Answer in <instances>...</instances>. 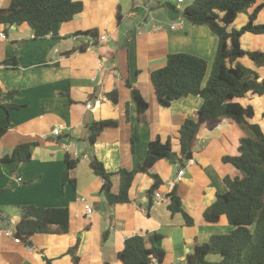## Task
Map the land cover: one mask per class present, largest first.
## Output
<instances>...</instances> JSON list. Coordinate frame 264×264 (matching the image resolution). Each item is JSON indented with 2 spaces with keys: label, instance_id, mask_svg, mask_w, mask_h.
I'll return each mask as SVG.
<instances>
[{
  "label": "crops",
  "instance_id": "1",
  "mask_svg": "<svg viewBox=\"0 0 264 264\" xmlns=\"http://www.w3.org/2000/svg\"><path fill=\"white\" fill-rule=\"evenodd\" d=\"M10 1L0 0V8ZM81 1L82 11L60 23L58 37L35 38L26 23H0V33L5 35L0 36V87L16 89L8 101L23 105L9 110V127L0 136V264H124L118 252L125 238L153 233L160 234L156 243L164 251V264H187L186 255L196 243L232 229L225 215L213 222L203 216L216 194L225 191L223 177L241 175L222 161L226 150L220 137L229 130L230 121L223 118L199 127L192 149L195 162L185 166L176 184L191 224L181 212L169 209V199L154 201L146 193L154 173L162 179L157 189L167 196L172 189L169 182L186 159L182 163L159 159L147 172L136 168L156 136L162 141L170 139L172 149L179 152V128L202 104L199 95H187L161 106L151 71L163 66L170 53L187 52L207 61L205 82L218 37L208 26L187 20L177 29H169L172 19L167 7L154 0ZM192 1L172 5L182 11ZM262 2L256 0L238 13L228 30L244 25ZM255 22L264 23V7ZM90 29L97 30L96 37L83 33ZM104 33L108 39L101 41L99 35ZM240 44L245 50L264 51V33L245 32ZM8 58L15 61L6 65L3 60ZM241 60L258 73V80L264 77V66ZM134 88L148 102L145 122L139 119ZM114 90L116 98L111 99L109 93ZM239 101L254 107L250 121L264 131V94H247ZM4 117L0 105V123ZM104 119L117 120V125L103 129L92 143L87 126ZM56 127H60L58 135L52 133ZM24 143L30 144L31 158L18 164L8 161L6 156ZM65 154L76 164L63 181ZM91 154L108 172L135 170L129 202L106 203L102 178L90 165ZM118 184V177L113 176V191ZM29 204L67 207L68 231L38 232L29 241L15 242L7 233L15 230L21 207ZM77 237L75 260L67 249ZM220 258L219 254L206 256L210 261Z\"/></svg>",
  "mask_w": 264,
  "mask_h": 264
},
{
  "label": "trees",
  "instance_id": "2",
  "mask_svg": "<svg viewBox=\"0 0 264 264\" xmlns=\"http://www.w3.org/2000/svg\"><path fill=\"white\" fill-rule=\"evenodd\" d=\"M256 0H193L181 12L185 20L193 24L208 26L218 37V44L207 79L204 77L207 61L187 52L170 53L166 63L151 71L150 78L154 86L157 101L161 106L187 95H199L201 106L192 116L187 117L179 128L180 150L172 149L170 139L162 141L156 136L148 143L146 155L136 171L147 172L159 159L172 163H182L192 157V149L199 127L219 119L230 121V128L221 137L226 152L222 156L224 163H230L240 176L223 177L225 191L218 192L215 200L204 210V219L217 221L225 215L232 229L227 233L214 234L203 243H196L193 250L186 255L187 264H264V131L258 123L251 122L255 110L251 105L244 106L239 99L247 94H264V77L258 80V73L241 59L264 66V51L245 50L241 47L240 37L245 32L264 33V23H256L258 11L264 2L258 4L249 14L248 21L240 28L228 30L237 14L246 11ZM168 7L172 4H162ZM81 0H11L7 7L0 8V23L19 25L26 23L33 32V37H58L60 23L68 21L81 12ZM93 37L96 29L84 31ZM14 58L3 60L4 64L14 62ZM16 89L0 87V105L5 117L0 123V136L10 124L9 110L23 105L9 102ZM138 115L145 122L148 102L134 88ZM109 98H116V91L109 93ZM264 115V111L262 112ZM117 125V120L104 119L90 123L88 139L93 143L95 137L106 127ZM31 158L30 144L15 146L8 161L18 164ZM90 165L94 173L102 178L101 192L109 206L130 201L131 187L135 170L119 168L116 172L105 170L103 163L90 155ZM66 167L62 180H66L69 170L76 161L65 154ZM119 180L117 191L112 189V177ZM153 183L146 193L151 199L162 179L158 174H151ZM168 196V207L172 212H181L185 222L191 224L192 218L181 207L176 186ZM20 219L15 224L14 234L20 239L29 241L34 233L69 229V210L67 207H44L34 204L23 205ZM107 232H104V235ZM160 234H134L124 240L118 257L124 264L162 263L163 249L157 245ZM79 237L67 249L75 260ZM208 254L221 255L220 260L206 259Z\"/></svg>",
  "mask_w": 264,
  "mask_h": 264
},
{
  "label": "built area",
  "instance_id": "3",
  "mask_svg": "<svg viewBox=\"0 0 264 264\" xmlns=\"http://www.w3.org/2000/svg\"><path fill=\"white\" fill-rule=\"evenodd\" d=\"M154 1L156 3H158V4H172V3L181 4L184 0H154ZM184 21H185L184 17L179 15L177 17V19L170 21V23L168 24V28L171 29V30H175L179 26H181L184 23ZM158 28H159V26H156V29H158ZM0 36L4 37L5 35L3 33H0ZM99 39L101 41H106L108 39V36L105 33L104 34H100L99 35ZM52 133L54 135H58L60 133V127L53 128L52 129ZM194 162H195V159L193 157L186 158L184 164H181L179 166V168H178L173 180H171L169 182L170 189L173 188L174 186H176V184L178 182H180V180L182 179V176L184 175L185 166L194 164ZM152 197H153L154 201H166L168 199L166 194H164L163 192H160L158 189H155L153 191ZM90 210H91L90 207H88L87 211H90ZM7 234L12 235L13 240L15 242H20L21 239L14 234L13 230H10ZM152 260L154 261V264H164L163 262L162 263H157L155 258H152Z\"/></svg>",
  "mask_w": 264,
  "mask_h": 264
},
{
  "label": "water",
  "instance_id": "4",
  "mask_svg": "<svg viewBox=\"0 0 264 264\" xmlns=\"http://www.w3.org/2000/svg\"><path fill=\"white\" fill-rule=\"evenodd\" d=\"M162 9H164V7ZM182 11H183V9H182ZM180 12H181V10H179L176 5L175 6L170 5V6L167 7V14L172 20L177 19V17L179 16Z\"/></svg>",
  "mask_w": 264,
  "mask_h": 264
},
{
  "label": "rangeland",
  "instance_id": "5",
  "mask_svg": "<svg viewBox=\"0 0 264 264\" xmlns=\"http://www.w3.org/2000/svg\"><path fill=\"white\" fill-rule=\"evenodd\" d=\"M185 3H187V2H185Z\"/></svg>",
  "mask_w": 264,
  "mask_h": 264
},
{
  "label": "clouds",
  "instance_id": "6",
  "mask_svg": "<svg viewBox=\"0 0 264 264\" xmlns=\"http://www.w3.org/2000/svg\"><path fill=\"white\" fill-rule=\"evenodd\" d=\"M182 12V11H181Z\"/></svg>",
  "mask_w": 264,
  "mask_h": 264
}]
</instances>
